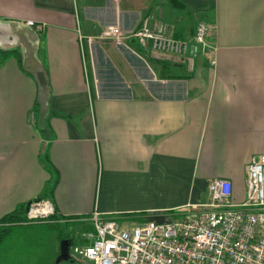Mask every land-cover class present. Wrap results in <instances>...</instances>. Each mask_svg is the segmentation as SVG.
I'll return each mask as SVG.
<instances>
[{"label":"crops","instance_id":"0c3cea01","mask_svg":"<svg viewBox=\"0 0 264 264\" xmlns=\"http://www.w3.org/2000/svg\"><path fill=\"white\" fill-rule=\"evenodd\" d=\"M146 21L175 27L190 52L145 50L133 34ZM112 26L123 45L102 37ZM29 29L43 40L39 60ZM262 154L264 0H0V221L42 196L56 212L4 226L0 264H14L9 238L33 247L37 226L87 228L95 211L124 225L197 211L215 178L242 203Z\"/></svg>","mask_w":264,"mask_h":264},{"label":"built area","instance_id":"2783aa9c","mask_svg":"<svg viewBox=\"0 0 264 264\" xmlns=\"http://www.w3.org/2000/svg\"><path fill=\"white\" fill-rule=\"evenodd\" d=\"M27 25L39 32L43 28L33 21ZM210 32L209 24L198 23V48L208 46ZM175 33L169 25L150 27L146 21L133 36L152 53L187 55L190 44ZM102 37L124 43L117 26L109 27ZM208 193L202 211L183 220L151 219L132 227L95 211L88 221L95 232L83 230L81 243L74 246L71 240V259L78 264H264V154L251 160L244 202H232L233 184L227 179L211 180ZM55 215L47 199L31 202L26 212L27 223L47 222Z\"/></svg>","mask_w":264,"mask_h":264},{"label":"rangeland","instance_id":"374dc122","mask_svg":"<svg viewBox=\"0 0 264 264\" xmlns=\"http://www.w3.org/2000/svg\"><path fill=\"white\" fill-rule=\"evenodd\" d=\"M172 28H175L171 26ZM22 35L26 39H30L33 41V46H32V54L35 57L34 59L39 60L41 58V45L42 44V39L40 36L35 34V32L32 29L27 30V32H23ZM21 35L19 36L20 39ZM11 39V37H10ZM22 51V50H21ZM23 54V51H22ZM42 89V86L39 87ZM39 109V104L36 106V111ZM202 209H199L197 211H193L191 213H174L171 216L173 219L176 220H183L186 218H193L197 216ZM170 216V217H171ZM119 223H121L119 221ZM45 224V223H44ZM75 224V225H74ZM74 224H65L61 223L58 224L57 226H49V225H54V224H48L44 226H37L34 227L33 229V247H20L19 242H22V240L16 241V239H13L12 237L9 238L8 240H12L8 243V247L12 244V248L16 247L15 251H10V256L11 259L14 261V264H20L23 258H32V260H27V264H78L73 261H63L61 263H57V260L59 256L56 258L53 257V254L51 253L53 250V247L56 246L57 242V237H61L60 244H62L63 240L62 238L67 236V240H72V246L81 243L80 241V234L83 230H86L88 232H95L94 228L92 226H88L87 224H81V222H75ZM1 227V226H0ZM59 235V236H58ZM59 237V238H60ZM16 241V243H14ZM17 244V245H16ZM71 246V245H70Z\"/></svg>","mask_w":264,"mask_h":264},{"label":"trees","instance_id":"16d2710c","mask_svg":"<svg viewBox=\"0 0 264 264\" xmlns=\"http://www.w3.org/2000/svg\"><path fill=\"white\" fill-rule=\"evenodd\" d=\"M174 1H176V0H174ZM7 54H8V55H12L11 53H7ZM5 55H6V54H5ZM18 55H19V54H17V58H18ZM19 59L21 60L20 57H19ZM53 190H54V187L51 188V191H53ZM44 198H45V196H42V197L40 198V200H42V199H44ZM26 212H27V207H26V206L19 207V209H17L16 212L7 215L5 218H3V219L0 221V225H2V226L0 227V247H1V245L3 244L5 238L8 236V234H9V233L11 232V230H12L11 227H4V226L9 225V224H11L12 222H14V223L17 222L18 224L27 223ZM171 218H173V217L171 216ZM51 221H52V218H51L49 221L44 222V223H50ZM57 222H59V221H57ZM33 224H34V222H33ZM51 226H53V225H51ZM55 226H57V225H55ZM88 226H90V225H88ZM88 226H87V227H88ZM62 240H63V241H64V240H67V236L64 237V238H62ZM71 261H73V260L71 259ZM73 262H74V261H73ZM75 263H76V262H75Z\"/></svg>","mask_w":264,"mask_h":264},{"label":"water","instance_id":"95a60500","mask_svg":"<svg viewBox=\"0 0 264 264\" xmlns=\"http://www.w3.org/2000/svg\"><path fill=\"white\" fill-rule=\"evenodd\" d=\"M164 218H159L157 219L158 222H164ZM138 224L133 225L132 227H135ZM70 245L71 241L70 240H64L61 244V249H60V256L57 260V263H61L63 261H71V256H70Z\"/></svg>","mask_w":264,"mask_h":264}]
</instances>
